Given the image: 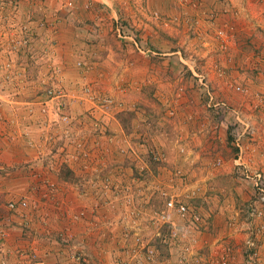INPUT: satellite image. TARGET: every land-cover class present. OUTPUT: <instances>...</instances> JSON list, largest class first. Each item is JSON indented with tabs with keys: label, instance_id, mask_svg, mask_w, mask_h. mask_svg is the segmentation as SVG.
<instances>
[{
	"label": "rangeland",
	"instance_id": "1",
	"mask_svg": "<svg viewBox=\"0 0 264 264\" xmlns=\"http://www.w3.org/2000/svg\"><path fill=\"white\" fill-rule=\"evenodd\" d=\"M0 264H264V0H0Z\"/></svg>",
	"mask_w": 264,
	"mask_h": 264
},
{
	"label": "built area",
	"instance_id": "2",
	"mask_svg": "<svg viewBox=\"0 0 264 264\" xmlns=\"http://www.w3.org/2000/svg\"><path fill=\"white\" fill-rule=\"evenodd\" d=\"M8 204H9V207H10V208H14V207L16 206V204H15V203H12V202H10V203H8ZM24 204H25V203L22 202V205H24ZM169 206H170V207L172 206V203H171V202L169 203ZM179 211H185V207L181 206L180 209H179Z\"/></svg>",
	"mask_w": 264,
	"mask_h": 264
}]
</instances>
